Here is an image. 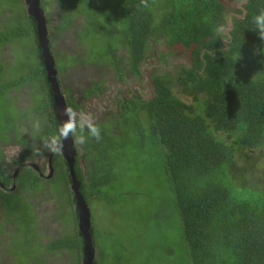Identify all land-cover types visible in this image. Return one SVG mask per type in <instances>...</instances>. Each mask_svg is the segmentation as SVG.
<instances>
[{
    "label": "trees",
    "instance_id": "16d2710c",
    "mask_svg": "<svg viewBox=\"0 0 264 264\" xmlns=\"http://www.w3.org/2000/svg\"><path fill=\"white\" fill-rule=\"evenodd\" d=\"M56 3L60 7L61 22L57 28L49 27L52 55L59 35L68 31L78 17H84L85 21L77 31L78 41L92 56L84 64L110 61L116 71L120 69V73L126 74L123 65L116 62L125 59L132 74L144 76L139 69L150 59L149 45L159 40L165 45V51L155 55L165 64L162 71H151L147 78L152 84H149L153 88L152 97L150 94L147 100L138 97L126 103V115L121 122L136 130L133 138L139 139L141 144L154 145L164 162L165 188L172 194L166 205L171 202L182 230V261L187 264H264V165L261 162L264 157V41L259 38L253 22L254 16L264 10V0H243L238 6L225 0H148L146 8L141 0H56ZM9 5L24 8L23 17L29 20L37 45L38 24L27 14L24 0H0V14L3 7ZM46 13L50 19V13ZM23 17L17 14L19 25L25 26ZM7 27L9 30L10 24ZM225 27L223 37L220 31ZM3 30L1 25L0 45L8 42ZM23 35L22 28L8 34L19 39ZM88 41L93 45L86 46ZM98 43H101L99 47ZM175 47L189 59L180 66L176 76L172 72L171 55ZM121 50L127 58L119 56ZM39 51L37 62L12 70L8 66L11 71L8 79L5 78L7 96L13 88L32 82L36 77L47 80L40 46ZM62 59L61 56L58 60ZM77 62L81 61L76 59ZM33 64L37 66L31 67ZM242 65L251 76H238ZM59 67L62 71L67 68ZM45 80L42 82L46 83ZM175 84L189 103L175 94ZM9 99L12 103L14 97ZM45 106L52 107L48 102ZM50 116L53 127L46 131L47 137L56 134L59 127L55 114ZM5 123L0 114V133L8 129L9 124ZM100 130L102 139L97 142L90 138L86 143L89 149L83 157L93 162L86 181L92 185L95 182L97 186L114 184L115 165L123 158L117 155L118 163L112 160L110 178L106 174L110 169L108 162L100 155L107 153L104 148L115 139L108 126ZM65 168L67 170L66 165ZM77 176L87 202L84 175L77 171ZM28 177L22 180L30 182L28 189L34 195L41 189V182ZM54 180L49 187L56 190L52 198L59 210L53 217L62 223H72L74 232L65 233L49 244L40 243L32 204L20 200L17 193L0 192V209L19 231L13 238L27 236V244L19 243L16 248L13 241L9 250L16 258L14 251L26 248L28 262L47 264L46 250L79 249L76 264H81L84 241L78 229L75 198L68 187L70 173ZM92 190V197L103 200L101 191ZM64 208L68 209L69 218L59 213ZM161 208L164 207L160 203L157 212ZM91 232L93 235V229ZM95 264L98 263L95 261Z\"/></svg>",
    "mask_w": 264,
    "mask_h": 264
},
{
    "label": "rangeland",
    "instance_id": "374dc122",
    "mask_svg": "<svg viewBox=\"0 0 264 264\" xmlns=\"http://www.w3.org/2000/svg\"><path fill=\"white\" fill-rule=\"evenodd\" d=\"M225 1L232 2L233 5L237 6L239 3L243 2V0ZM42 4L46 12L48 11L50 13L54 11V18L49 19V26L51 29L57 28L61 20H59L58 17L60 7H58L56 0H43ZM17 14L21 17L26 15L22 6H19L17 9L14 5L3 7V12L0 14V26L3 25L4 35L8 38V42L5 45H0V114L4 115L5 121L7 122L5 124L16 121L18 118L17 111L9 99L10 95H6V82L10 71L16 66L22 67L23 65L30 64L29 62H33L38 58V48L35 38L33 37L32 28H30V22L26 17L25 19L23 17L24 24L26 25H19ZM84 22V17L76 18L72 27L59 35L57 46L52 49L62 83L66 85L70 82L73 88H80V85L83 83L99 79L103 80L106 85H110L111 82L114 81L115 74V78L118 81L125 79L127 75L124 74V72L120 73V69L116 71L110 61L105 64H84L81 62L82 64L78 63L72 65L76 62V59L84 61L92 57L84 50L87 49V47L83 48L81 42H79L77 38V31L81 29ZM9 24L10 28L8 30L7 26ZM21 28L24 33L21 39L8 36V34L16 32ZM7 31L9 32L7 33ZM220 32L221 35L225 37L226 27L221 29ZM0 35L1 37L3 36L2 34ZM81 39L80 37V40ZM87 43L90 45L86 44V46L93 45L91 41ZM100 44L101 43H98L97 47H99ZM22 48L24 49L22 50ZM180 50L179 47H175L174 51L171 50V55L174 59V71H172L174 76L178 74L180 66L187 64V60H189L188 56L181 53ZM164 51L165 45L163 41L159 40L157 44L151 43L148 50V57L150 59H147L145 64L150 66L154 64L155 55H158L160 52L162 54ZM124 53L125 51L121 50L119 56L127 58L124 56ZM61 56L63 59L59 61L58 59ZM59 65L61 67L67 66V68L62 71ZM8 66L12 67L11 70H8ZM34 66L37 65H31V67ZM3 68L6 69L3 70ZM145 68L146 66L144 67L145 72L143 79L137 80L130 78L128 80L129 83L126 81L118 82L117 84L122 88L119 92L127 97L125 89L130 88L129 85L139 84L141 86V96L145 99L152 97V84L146 88L150 70ZM238 76L244 78L245 76L248 77L251 75L247 67L242 65L239 69ZM38 89L40 88L37 87L33 90L30 96L36 100H41L42 96ZM174 92L180 99L189 103V99L180 93V87L177 84L174 85ZM137 93H139L138 89L131 95L136 97ZM20 95L21 97L18 103L19 106H22L26 100V92H22ZM12 97L16 99L15 91H12L10 98ZM104 104H106V102H104ZM37 117L36 120L41 122L40 132H34L31 127L32 123L36 121L33 118L27 126L22 127L21 132L23 134L26 136L36 134L37 137H40L43 130L49 128L48 121H46L42 115H37ZM143 120L145 119L142 116V121ZM45 125L47 128H45ZM125 127L126 130L122 133L121 137L117 131H114L116 135L112 136V138L115 139L113 144H108V146L104 148V151H107V153L100 155L108 162V167L110 169L106 171V174L110 178L112 160L115 159L114 162L118 163V161H116L117 155L123 157L122 160L119 161L120 163L115 165L117 166V170L115 171L117 181L114 179V184L108 185L105 183L102 186H97L95 182H93L92 185L90 181L87 180L86 185H84L86 189H84V194L87 197V203L92 213L91 223L93 240L95 243L94 247L96 250L95 261L98 264H187L182 261L183 257L181 255L183 248L182 230L179 228V223L171 202L169 201L166 205L167 198L170 199L172 194L165 188L167 181L164 162L158 155L154 145L148 143L141 144L139 139L133 138L136 135V130L130 125ZM3 134L4 132L0 133V140H3ZM27 140L29 142L33 141V143L37 142L29 137H27ZM80 147L81 146H78V154L82 157V155L85 154V150H81ZM88 149L87 146L86 151H88ZM262 151L264 152V150ZM29 153L28 151L26 152V154ZM83 159L86 161L85 165L91 170V164L93 162L87 158ZM261 162L264 165V157L261 159ZM118 174L120 176H118ZM92 188L104 194L102 196L103 200L91 196L93 191ZM28 196L30 202L35 207L33 213L38 214L40 220V224L37 228L39 233L38 241L40 243H51V241L55 239L57 231L62 230L63 225L68 226L72 233L74 232L72 223H62L61 220L53 217V215L57 214L59 207L58 204L54 202L52 193L45 197L43 196V192H35L34 195H32L30 191ZM158 203H161L164 207L161 208L159 212H157L159 208ZM59 213L65 218L70 217L68 209H60ZM158 214H160V216ZM161 221L164 222L161 223ZM0 226H2L0 229V264H33L27 260L28 255L24 250L26 248L14 251L16 258L10 252L9 249L12 246L11 239L13 236H16L15 233L17 230L14 229V221H9L1 209ZM43 232L44 234H40ZM21 250H24L25 254L21 252ZM171 250H174V252ZM78 252H80L79 249H70L69 251L62 250L58 253L55 251H44V254L48 262L47 264H76L78 260L77 257L80 254Z\"/></svg>",
    "mask_w": 264,
    "mask_h": 264
},
{
    "label": "flooded vegetation",
    "instance_id": "af4514ba",
    "mask_svg": "<svg viewBox=\"0 0 264 264\" xmlns=\"http://www.w3.org/2000/svg\"><path fill=\"white\" fill-rule=\"evenodd\" d=\"M53 13L54 11L50 12V18H54ZM84 61L81 62L84 63ZM81 62H77V63L75 62V63L78 64ZM116 62L121 63L123 65L127 75L125 79H121L118 81L115 78L116 76L115 74L114 81L112 80L113 82H111L110 85H106L103 80L99 79L96 81L83 83L82 85H80L81 86L80 88L78 87L73 88L70 82L67 83L66 85L63 84L59 77V71L57 70L56 66L55 68L57 71V79L60 84V90L64 97L65 105L72 107L74 110L78 112L79 111L90 112L94 118L95 123L99 126L100 129L103 126H108L110 128L109 132L111 136H115L116 134L114 133V131H117L121 137L122 133H124V131L126 130L125 125H123V123L121 122V119L124 118L126 115L125 104L130 101H133V99H137L138 97L143 98V96H141L140 93L141 86L139 84L129 85L130 88L125 89L126 91L125 93L127 94V97H125L124 94L119 92L122 88L117 83L122 81H126L127 83H129L128 80L130 78L139 80V79H143L144 77L142 75L132 74L129 68V62L127 60L118 59ZM155 62L156 63L152 64L151 66L144 63V65L139 69V72L144 74L145 66H146L145 69H149L150 72L155 71L156 73H158L159 71H162L165 64L162 63L160 59H157V56L155 57ZM90 64H94V63H90ZM44 69L45 66L43 67V72L45 73L46 76L47 72H45L46 70ZM43 80L45 79L36 77L32 82H26V84H24L23 86H19L18 88H13L11 92L8 94V96L10 95L11 97L12 91H15L16 99L14 97L12 104L17 111L18 118L16 121H12L8 123L9 125L7 124L8 129L4 131L3 140H0V168L2 171V173L0 174L1 176L0 192H2L3 194L17 193L20 200L22 199L28 203H31L28 196V193L30 192L28 188L31 186V184L29 181L25 183V181L22 180V178L26 177L27 179L29 178L28 175L31 176L30 179L36 178L39 182H41V186H42L41 189L37 192L38 193L43 192V196L46 197L47 195L49 194L51 195V193L56 191L53 190L51 187H49V184H51V182H54L55 181L54 179L56 177L59 178V176H62L63 174L69 172L68 164L66 163L62 155L59 152L55 154L49 152L48 150L44 149L41 144L42 139L44 137H47L46 131L49 128L53 127V119L51 118L50 115L51 113L54 114L53 94L51 90V84L47 82L48 79L45 80L47 84L45 82H42ZM149 84H151L150 81L147 82L146 87H148ZM37 87L40 88L38 89V91L42 96L41 100H36L30 96V93L33 90H35ZM136 89L139 90V93H137L136 97H133V95L131 94ZM22 92H26L25 95L26 100L22 106H19L18 102H19V98L21 97L20 94ZM143 99L147 100L145 98ZM46 102L52 105V107L45 106ZM104 102H106V104H104ZM37 115H42L45 118V120L48 121L49 128L47 130L46 129L43 130L42 132L43 137L42 135L40 137H37L36 134L35 135L30 134V136H26L21 132L22 127L27 126L31 119L34 118L36 120L38 118ZM3 118L5 121L4 115ZM45 128H47L46 125ZM27 137L31 138L32 140H36L37 142L36 143H33V141L29 142L27 140ZM74 146L76 149V156H75L76 161L74 164V169L76 174L77 171H81V173L84 175V179L86 182V179L88 178V176H90L89 175L90 170L85 165L86 161L83 159L86 153L82 155V157L79 156L78 154L79 151L78 146H81L80 147L81 150L86 151V143L84 145H79L74 142ZM36 147H39L41 149L39 154L34 153V148ZM27 151L30 153L26 154ZM50 163H52L55 173L52 178L48 179L46 176L48 174V167ZM65 165L68 171L66 170ZM3 178H5V181ZM79 181L81 182L80 179ZM68 185L70 191L72 192L71 183ZM82 185L83 184L81 182V188ZM21 187L23 188L22 190L20 189ZM33 210H35V207L32 204V211ZM34 215L36 217L37 226H39L40 220L38 214L34 213ZM0 227L2 228V226ZM14 229L18 231V228H16L15 226ZM70 232H71L70 228L66 225H63L62 230L57 231L55 235V239L52 240L51 242H55L57 239H60V237H63L65 233L69 234ZM40 234H44V232ZM26 238H27L26 235H22L17 238L12 237L11 242L14 241L13 246L17 248V244L19 243L23 245L27 244ZM21 239L23 241H21ZM61 251L62 249L59 248L55 250L56 253Z\"/></svg>",
    "mask_w": 264,
    "mask_h": 264
},
{
    "label": "water",
    "instance_id": "95a60500",
    "mask_svg": "<svg viewBox=\"0 0 264 264\" xmlns=\"http://www.w3.org/2000/svg\"><path fill=\"white\" fill-rule=\"evenodd\" d=\"M27 7V14L35 19L37 22V35L38 42L41 48L42 58L44 59L45 69L47 71V79L51 84V90L53 94V109L55 118L60 125L66 116L63 115V110L65 109L64 97L60 90L59 81L57 79V71L55 70L54 57L51 54L50 41L48 38L49 28L47 25V17L44 10L41 7L40 0H24ZM63 148L59 152L65 159L69 167V173L71 178V190L75 198V209L78 213V229L83 237L84 248H83V258L81 264H95L96 250L94 247L93 235L91 232V209L84 195L81 192V182L77 178V174L74 169V164L76 161V149L74 146V139L69 136L68 139L62 141ZM55 170L52 163L49 164L47 178L53 177Z\"/></svg>",
    "mask_w": 264,
    "mask_h": 264
},
{
    "label": "clouds",
    "instance_id": "9594fccd",
    "mask_svg": "<svg viewBox=\"0 0 264 264\" xmlns=\"http://www.w3.org/2000/svg\"><path fill=\"white\" fill-rule=\"evenodd\" d=\"M40 1H41V7H42L43 0H40ZM141 5L145 8L148 7L149 6L148 0H141ZM42 9L44 10L46 17H47V13L44 7H42ZM253 22L255 24V31L258 32L259 38L262 41H264V10H262L256 16H254ZM47 25L49 28L50 26H49L48 17H47ZM49 41H50V38H49ZM50 44H51V41H50ZM37 45H38V58L36 59V62L39 60V53H40L39 51L40 45L38 42V38H37ZM23 49L24 48H22V50ZM50 49H51V46H50ZM41 58H42V53H41ZM54 61H55V57H54ZM43 65H44V59H43ZM55 66H56V63H55ZM63 115L66 116L67 119H65L63 122L60 123L59 127L57 128L56 134L48 136V137H44L42 139L41 144L44 149L54 154L60 152L63 148L62 141L68 139L69 136H71L74 139V142L79 145H84L85 143L88 142L90 138H94L97 142L102 139L101 130L99 126L95 123L94 118L90 112L88 111L78 112L74 110L72 107L66 106L65 109L63 110ZM31 127L33 128L34 132L39 133L41 130V122L39 120H36L32 123ZM85 131H87V135H85ZM40 151L41 149L39 147L34 148L35 154H39Z\"/></svg>",
    "mask_w": 264,
    "mask_h": 264
}]
</instances>
